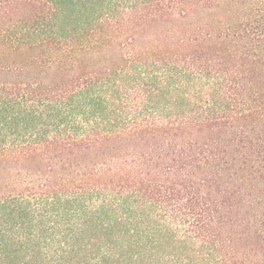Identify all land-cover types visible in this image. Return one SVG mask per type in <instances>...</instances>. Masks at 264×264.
Instances as JSON below:
<instances>
[{
    "label": "trees",
    "instance_id": "1",
    "mask_svg": "<svg viewBox=\"0 0 264 264\" xmlns=\"http://www.w3.org/2000/svg\"><path fill=\"white\" fill-rule=\"evenodd\" d=\"M0 264H264V0H0Z\"/></svg>",
    "mask_w": 264,
    "mask_h": 264
}]
</instances>
